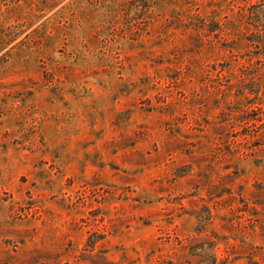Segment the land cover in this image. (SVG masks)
I'll return each instance as SVG.
<instances>
[{
	"label": "rangeland",
	"instance_id": "1",
	"mask_svg": "<svg viewBox=\"0 0 264 264\" xmlns=\"http://www.w3.org/2000/svg\"><path fill=\"white\" fill-rule=\"evenodd\" d=\"M0 264H264V0H0Z\"/></svg>",
	"mask_w": 264,
	"mask_h": 264
}]
</instances>
